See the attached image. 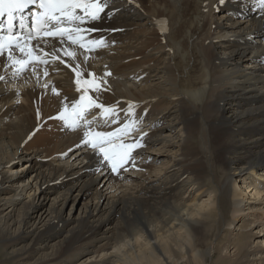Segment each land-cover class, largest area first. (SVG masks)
Returning <instances> with one entry per match:
<instances>
[{"label": "bare ground", "instance_id": "obj_1", "mask_svg": "<svg viewBox=\"0 0 264 264\" xmlns=\"http://www.w3.org/2000/svg\"><path fill=\"white\" fill-rule=\"evenodd\" d=\"M86 29L105 46L42 42L19 75L28 46L0 54V264H264L258 0H108ZM72 68L111 72L90 95L148 118L137 169L114 176L57 118L82 94Z\"/></svg>", "mask_w": 264, "mask_h": 264}, {"label": "snow or ice", "instance_id": "obj_2", "mask_svg": "<svg viewBox=\"0 0 264 264\" xmlns=\"http://www.w3.org/2000/svg\"><path fill=\"white\" fill-rule=\"evenodd\" d=\"M108 0H0V17L7 15L8 17V35H0V54H2L5 42H7L9 51L14 43V37L12 36V21L15 19V13L22 11L28 5H35L37 11L33 13L34 24L36 25V31L39 32L42 27L47 28L44 31V35L48 37L60 38L61 43H64V38L71 42L73 45H77L79 48L86 49L87 51H93L97 48L105 46L103 39H90L87 34L96 29H86L80 27L86 19L97 20L100 14L105 11ZM258 4L261 8H264V0H258ZM22 23V21H21ZM75 23V27L73 24ZM64 25H67L65 27ZM23 26V24H22ZM3 29L0 28V32ZM32 38V37H30ZM19 46L18 44L16 45ZM23 53L24 49L20 48ZM64 55L73 60L76 58V52L65 50ZM35 59L39 60V57ZM55 59L60 60L59 56ZM46 63V61H44ZM67 64V61H61ZM31 61L19 60L14 61V64H19L16 69L15 75H19L26 67H28ZM71 67V65H67ZM79 66H77L78 68ZM72 68L75 73V83L78 86L77 91L82 92L79 100L75 101L71 106V111H68L67 106L64 112H62L57 118L65 122L70 128H78L83 125L88 129L84 132V138L81 140V144L90 147L94 152L100 154L103 160L111 167L113 172L119 173L125 164L129 163L132 159V152L135 148L141 147L139 141L133 144H126L121 136H127L129 132L134 128L135 122L126 124L121 128L114 131H101L94 130L91 125L95 120H88L87 116L93 109L100 110V117L107 123L109 118L115 115L116 108L106 106L97 103V100L90 95V92H100L107 90L105 85L106 79L97 78L95 73L88 72L85 74L83 70H77ZM47 75V73H45ZM111 72H106L105 76H111ZM0 80H4L3 76H0ZM52 91L59 95L57 89L53 88ZM133 111V105H129L128 112ZM67 113V115H65ZM146 135V134H141ZM79 147V145H78Z\"/></svg>", "mask_w": 264, "mask_h": 264}, {"label": "rangeland", "instance_id": "obj_3", "mask_svg": "<svg viewBox=\"0 0 264 264\" xmlns=\"http://www.w3.org/2000/svg\"><path fill=\"white\" fill-rule=\"evenodd\" d=\"M112 4V3H111ZM124 63H126V64H130V65H135L136 63L135 62H133V61H126V59L124 60ZM129 75V74H128ZM169 118V117H168ZM168 118H163V120L161 121V123H163V122H167L168 121ZM78 148V147H77ZM74 150V149H73ZM68 154V153H67ZM66 154V155H67ZM70 154V153H69ZM69 154L67 155V156H69ZM65 155V156H66ZM66 156V157H67ZM27 160H25V158H23V159H20V160H15V162L18 164V165H21V164H23V163H25ZM17 164H15V165H17ZM14 165V164H13ZM13 165H11V166H13ZM14 167V166H13ZM244 189H246V184L244 185ZM239 190L241 191V189L239 188ZM243 194L245 193V196H248L249 194H248V192H242ZM89 195H91V193L89 194ZM89 195H88V197H89ZM87 197V196H86ZM83 200L81 199L80 200V202H82ZM80 205H81V203L79 204V205H77L78 207H77V209H79V207H80ZM73 211H75V210H73ZM73 214H77V210L75 211V213H73ZM62 234H63V232L61 233V236H62ZM64 235V234H63ZM60 236V237H61ZM56 240V239H55ZM55 240H53V241H55ZM53 241H51V242H53ZM50 242V243H51ZM87 255V253H82L81 255H79V257L73 262V264H77L79 261H80V259H82L83 258V256H86ZM5 264V263H4ZM6 264H11L10 262L9 263H6Z\"/></svg>", "mask_w": 264, "mask_h": 264}]
</instances>
